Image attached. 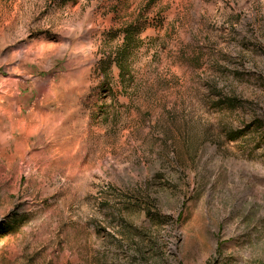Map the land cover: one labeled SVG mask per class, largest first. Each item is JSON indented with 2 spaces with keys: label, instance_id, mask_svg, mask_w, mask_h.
I'll use <instances>...</instances> for the list:
<instances>
[{
  "label": "rangeland",
  "instance_id": "rangeland-1",
  "mask_svg": "<svg viewBox=\"0 0 264 264\" xmlns=\"http://www.w3.org/2000/svg\"><path fill=\"white\" fill-rule=\"evenodd\" d=\"M0 264H264V0H0Z\"/></svg>",
  "mask_w": 264,
  "mask_h": 264
},
{
  "label": "bare ground",
  "instance_id": "bare-ground-1",
  "mask_svg": "<svg viewBox=\"0 0 264 264\" xmlns=\"http://www.w3.org/2000/svg\"><path fill=\"white\" fill-rule=\"evenodd\" d=\"M14 73V72H13ZM13 76V75H12ZM14 79V78H13ZM11 95H13V94H11ZM14 99V98H13ZM52 103H53V101H52ZM34 113H36V114H34L36 117H39V118H44V117H46V116H48L47 114H45L44 115V113H42V112H40V110H38V111H36V112H34ZM44 116V117H43ZM43 121H41L40 123H39V125H37L35 128L36 129H38L39 127H42V128H44V129H47L49 132H47V134L50 136V142H54V143H56V142H64L65 140H63V138H62V134H63V132H62V130L63 129H61V128H59V127H57V126H55V125H50V127L49 126H44L46 123H52L51 121H49V120H44V119H42ZM43 136V135H42ZM42 138V137H41ZM43 139V138H42ZM48 139H49V137H48ZM44 140V139H43ZM45 141V140H44ZM44 141H42V142H44ZM22 142V141H21ZM49 142V141H48ZM53 143V144H54ZM53 146H55V145H53ZM34 157H35V154H33L32 156H30V158H27V162H32V160L34 159ZM21 160H22V158H21ZM20 169H21V166H20ZM26 169V168H25ZM19 172H22L21 170L19 171ZM101 173V172H100Z\"/></svg>",
  "mask_w": 264,
  "mask_h": 264
}]
</instances>
